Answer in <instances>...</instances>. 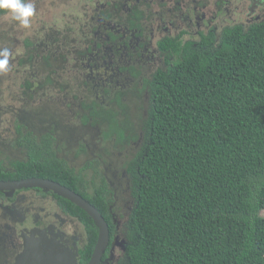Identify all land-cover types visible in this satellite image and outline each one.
Instances as JSON below:
<instances>
[{
	"label": "trees",
	"instance_id": "obj_1",
	"mask_svg": "<svg viewBox=\"0 0 264 264\" xmlns=\"http://www.w3.org/2000/svg\"><path fill=\"white\" fill-rule=\"evenodd\" d=\"M139 12L122 14L124 20L104 32L108 40L123 45L116 26L136 32ZM77 28L68 27L54 43L49 40L47 76L54 75L50 58L60 47L68 55L69 44L76 46L89 34ZM168 34L154 43L163 56L161 65L145 73L134 58V66L119 70L133 77L131 89L137 90L135 99L146 115L140 118V148L126 162L133 203L117 264H264V22L226 25L219 36L213 30L200 32L197 42ZM86 78L66 87L68 93L95 95L83 125L106 124V140L113 134L125 146L135 144L139 137L133 126H120L117 114L106 107L111 87H93ZM124 96L111 101L122 104ZM20 135L26 161L16 173L0 170V180L40 177L62 184L98 209L111 236L114 199L105 177L98 184L92 181L88 190L82 172L91 162L75 171L60 156L51 133ZM56 198L62 209L88 224V260L97 229L85 212Z\"/></svg>",
	"mask_w": 264,
	"mask_h": 264
},
{
	"label": "flooded vegetation",
	"instance_id": "obj_2",
	"mask_svg": "<svg viewBox=\"0 0 264 264\" xmlns=\"http://www.w3.org/2000/svg\"><path fill=\"white\" fill-rule=\"evenodd\" d=\"M62 1L65 3H61V1L58 3L64 4L65 6L70 0ZM71 1L77 2L78 4H80V1H84L85 15H87L89 18L83 19L90 27L89 30L86 27L87 25L79 26L78 28L76 26V28H80L83 32L89 31V34L83 37L85 39H89L90 36L92 40L87 42L79 41L78 50L72 44L73 48H70L67 57L72 58L74 56L73 61L75 64L76 59H78L77 64L82 61L81 67L87 68L88 74L83 73L79 75L87 77L86 80L89 78L93 87L100 86L105 88L110 86L111 91L109 93V97L111 99H113L118 94L125 95L122 98V104H117L114 102V100L111 101L110 99L109 102L107 101L108 105L106 106L117 114V119L121 116V119L118 120L120 126H123L124 123L133 126L130 122L128 123V119H124L126 114H124L123 111L124 107L128 103L126 99L132 95L131 105L140 104L136 101L134 95L137 90L133 91L131 89L135 82L133 77L131 78L129 76L126 69H123L120 73V68L125 67L126 65L134 66L136 60L135 67L140 68L141 71L145 69V73L148 72L146 69L155 68L157 65H161L162 63L163 56L160 55L161 52L157 48V45H154L157 38L169 35L168 33L172 34L177 33V31L185 30L187 32L183 35L178 33V36L183 38L184 35L190 34V32H192L193 27L195 28V34L198 36V38L200 32L206 33L210 30H213V33L216 36H219L220 29H217L212 25H209L206 28L203 25L212 23L215 20H220V15L228 16L232 11H237L238 8L240 9L241 7V0H235V3L237 2L238 4L237 6L234 4L228 5L227 7L226 5H223L221 0L213 1L211 6L209 5V0H199L196 6L194 5L195 2L186 4L185 0ZM247 2L249 5V12H251L250 15H252L254 12L256 13V11H254L256 8L264 11V0H247ZM36 3L39 4V2ZM100 4H102V6ZM124 7H126V10L123 9ZM132 9L141 11L139 12L140 14L138 21L136 22L139 28L136 30V32H123L119 26H116L122 36L120 41L124 42L123 45L118 46L117 40L111 42L108 40L104 32L109 29L114 30V19L118 17L116 22H120L121 20L123 21L124 18L122 14H125ZM201 11H206L208 14L207 18H211L210 22H205V19L202 20V18L198 16ZM100 18H102L107 24H101ZM252 21L263 23L264 12L261 14H256ZM111 22L114 24L110 25ZM95 27H97V29L92 31L91 29ZM68 30V28H65L61 31L58 30L56 31L55 36L60 33L62 37V35H65V32ZM26 33L31 32L28 29ZM140 33L142 34L138 38ZM58 39L61 40L62 38ZM134 40L136 44L133 47L132 44L134 43ZM37 41H39V37L36 36L33 40V44L31 45L33 53L30 55L29 61H33V71L44 73V67L47 65L46 61H48L47 52L48 49H50V44L47 38L41 42V48L38 49L36 48L38 43H34ZM97 42L99 43L97 44L98 47H96ZM52 43H54V39ZM139 44H142V46ZM86 45L87 48L83 50L82 47H85ZM21 47L22 44L18 40H14L8 45L0 46V50L8 49L10 51L7 70L10 67H14V64L21 65L20 63L22 57L15 56V51L21 49ZM98 48L101 50L97 51ZM61 50L62 48L60 47V50H58V52L50 58L51 61L55 62L56 67H58L57 62H59L61 59L66 61ZM84 61L86 62L84 63ZM37 65L39 66L38 68L36 67ZM64 69L65 67L62 68L63 71ZM24 86L27 87L29 84H25ZM140 109L139 111L141 112ZM142 114L143 116L146 115L145 113ZM128 117L129 116H127V118ZM1 128L0 122V129ZM18 129L19 128H17V131H19ZM20 134L25 136L28 133L21 132ZM20 134L14 139L5 138V134L0 136V170L16 173L20 163L24 162L22 160L26 161V159L23 157V154L20 153L23 148L18 145L17 141L21 136ZM42 135H39L38 138ZM108 141H112L111 135ZM55 144L54 146H57V142H55ZM113 145H115L116 148L120 147L121 149L126 147L123 145V142L119 140L117 141L116 139H114ZM85 148H87L86 144ZM3 156L9 161V163L6 165L2 159ZM62 157L64 161H66L65 156ZM90 162L91 165L93 162H96V160L92 159ZM123 175L126 176L127 190L130 191V179L126 171ZM24 179L28 178H11L2 181H20ZM105 180L108 187V181L106 178ZM0 193V229L3 230L4 235V238L2 237V233L0 235V264H88L90 257L88 260L85 257V251L88 248V224H85L82 221L83 219L81 220L77 216L71 215L62 209L59 206V200L56 198L59 196H56L49 191H42L41 189L37 188L16 190L9 197L5 196L4 192ZM112 196L114 200L109 206V210H111L110 212L112 213L113 217L111 221L115 223L116 226L113 228L111 236L109 228V244L98 264H117V260L121 256V253L126 245L123 226L127 220L128 214L126 217H123L115 212L114 202L116 195L112 193ZM48 200L55 201V205L50 212L45 211L40 206L33 205L35 202H43ZM95 243L92 247V251L94 249Z\"/></svg>",
	"mask_w": 264,
	"mask_h": 264
},
{
	"label": "rangeland",
	"instance_id": "obj_3",
	"mask_svg": "<svg viewBox=\"0 0 264 264\" xmlns=\"http://www.w3.org/2000/svg\"><path fill=\"white\" fill-rule=\"evenodd\" d=\"M59 1L65 3L62 0H32L36 12L31 18L30 27L27 29L20 27L16 21L7 15L0 16V46L8 45L14 40H18L22 44L21 49L15 51V56L22 57L21 65L14 64V67L0 72V122L2 127L0 136L5 134V138L14 139L19 136L17 128H19L20 133L26 132L33 136L51 133L61 148L60 156H65L67 165L75 171H80L90 160H96L82 172L87 181L88 190L91 189L93 182L98 184L101 176H105L108 181V190H112L116 195L115 212L126 217L132 199L130 192L127 190L126 176L123 174L126 162L135 155L143 139V125L140 118H144L142 114L144 110L140 109V104H133L126 110L129 117L127 118L125 115L124 119H128V123L130 122L133 125V131H136L139 139L135 144L131 143L123 149L116 148L113 145L115 135L112 134V141H108L103 134L107 129L106 124L99 123L93 126L90 123L84 125L82 123V118L88 116V107H90V103H93L95 95H76L68 93L69 90L66 88L77 85L78 81L85 80V76L79 75L88 74V69L81 67L82 61L77 64L78 59H74L75 64L73 61L74 56L68 58V55H65L66 61L61 59L57 62L58 67L55 66L54 61L49 65V70L51 69L54 75L49 72V76H47L46 67H44V73L33 71V61H29V57L33 53L31 45L36 36L39 37V41L34 43H38L39 47L36 48L40 49L41 42L47 38L51 40L56 37V31L68 27L76 28V26L87 25L83 19L89 18L85 15L84 1H80V4H78L70 0L65 6L59 4ZM213 1L215 0H209L210 6ZM221 1L226 7L228 5H238L235 0ZM36 2H39V4ZM185 2L186 4L195 2L194 5L196 6L199 0H185ZM246 2L241 0L240 9L232 11L228 16L220 15V20H215L203 26L207 28L212 25L220 29L226 25L251 23L256 14H261L264 11L256 8L254 9L256 13L250 15L249 5ZM100 5L102 6V4ZM123 9L126 10V7ZM198 16L202 20L205 19V22L211 21L210 17L207 18L206 11H201ZM117 18L114 19V22L117 21ZM100 23L107 24L102 18H100ZM113 24L111 22L110 25ZM86 27L89 29L90 26L87 25ZM28 29L31 33H26ZM178 35V32L174 33L175 37ZM197 38L198 36L195 34V28L193 27L190 34L183 36L182 42L188 40L196 42ZM81 41L87 42L88 39ZM75 47L78 50L79 43ZM69 48H73V45L69 44ZM82 49L85 50L86 46ZM99 50L101 49L98 48L97 51ZM63 67H65V71L62 70ZM25 84H29V86L26 87ZM64 90L66 94H64ZM120 119L121 116L118 120ZM84 143L87 148H85ZM81 144H84L82 149L80 148ZM2 159L5 165L9 163L6 157L3 156ZM33 205L40 206L45 211L50 212L55 205V201H39ZM262 216L264 217V213H262ZM1 233L4 238L3 230L0 229V235Z\"/></svg>",
	"mask_w": 264,
	"mask_h": 264
},
{
	"label": "water",
	"instance_id": "obj_4",
	"mask_svg": "<svg viewBox=\"0 0 264 264\" xmlns=\"http://www.w3.org/2000/svg\"><path fill=\"white\" fill-rule=\"evenodd\" d=\"M33 188L49 191L67 200L90 217L97 229V239L88 264H98L109 244V227L101 213L82 196L55 181L43 178H28L20 181L0 180V192H4L8 197L16 190Z\"/></svg>",
	"mask_w": 264,
	"mask_h": 264
},
{
	"label": "clouds",
	"instance_id": "obj_5",
	"mask_svg": "<svg viewBox=\"0 0 264 264\" xmlns=\"http://www.w3.org/2000/svg\"><path fill=\"white\" fill-rule=\"evenodd\" d=\"M35 12L36 9L32 0H0V16H9L24 29L30 27L31 18ZM9 56L10 51L8 49L0 50V72L7 70Z\"/></svg>",
	"mask_w": 264,
	"mask_h": 264
}]
</instances>
